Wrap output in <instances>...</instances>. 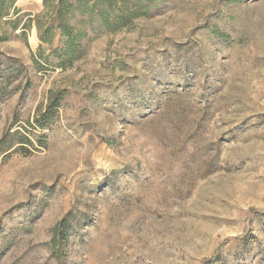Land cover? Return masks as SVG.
<instances>
[{"label":"rangeland","instance_id":"obj_1","mask_svg":"<svg viewBox=\"0 0 264 264\" xmlns=\"http://www.w3.org/2000/svg\"><path fill=\"white\" fill-rule=\"evenodd\" d=\"M44 12L0 16V264H264V0L76 9L68 54Z\"/></svg>","mask_w":264,"mask_h":264},{"label":"trees","instance_id":"obj_2","mask_svg":"<svg viewBox=\"0 0 264 264\" xmlns=\"http://www.w3.org/2000/svg\"><path fill=\"white\" fill-rule=\"evenodd\" d=\"M15 0H0V16L8 14V7L12 6ZM118 2V0H43L45 8L44 16L46 22H40L36 20V27L38 30V36L42 42L48 44L52 41L53 30L59 29L60 33L67 38V47L65 53L68 54L72 51V45L75 40H78L83 36L82 32L74 33V27L77 25V21L73 24L70 23V19L74 16L73 10L82 9L83 11L94 13L101 21L102 26L109 30L115 29L117 26L123 24L127 20V16L124 13L127 9L128 0H119L120 13L112 14V7ZM133 15L135 10L131 11ZM58 98H54L50 107L58 105ZM50 112L42 114V121L46 122L49 118ZM68 224L66 218L61 222V228L59 229V235L61 238L66 239L68 235Z\"/></svg>","mask_w":264,"mask_h":264}]
</instances>
